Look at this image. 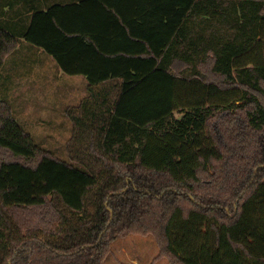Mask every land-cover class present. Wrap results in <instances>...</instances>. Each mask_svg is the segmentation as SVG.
Listing matches in <instances>:
<instances>
[{"label": "trees", "instance_id": "16d2710c", "mask_svg": "<svg viewBox=\"0 0 264 264\" xmlns=\"http://www.w3.org/2000/svg\"><path fill=\"white\" fill-rule=\"evenodd\" d=\"M48 2L0 0V71L24 39L87 96L72 162L0 97V264H104L132 233L171 264H264V0Z\"/></svg>", "mask_w": 264, "mask_h": 264}, {"label": "rangeland", "instance_id": "374dc122", "mask_svg": "<svg viewBox=\"0 0 264 264\" xmlns=\"http://www.w3.org/2000/svg\"><path fill=\"white\" fill-rule=\"evenodd\" d=\"M20 40L0 71V97L11 104L16 120L43 154L72 162L67 145L74 127L66 110L78 106L86 97V81L72 78L60 69L51 55L24 39ZM180 69L185 68L181 66ZM104 264L171 262L160 256V247L154 236L132 233L112 242Z\"/></svg>", "mask_w": 264, "mask_h": 264}, {"label": "crops", "instance_id": "0c3cea01", "mask_svg": "<svg viewBox=\"0 0 264 264\" xmlns=\"http://www.w3.org/2000/svg\"><path fill=\"white\" fill-rule=\"evenodd\" d=\"M49 2L47 3V5H45V6H48V4H52V3H61V2H66V1H68V0H48ZM41 50H43L42 48H41ZM40 51V50H39ZM42 52V51H41ZM43 53V52H42ZM61 69V68H60ZM62 70V69H61ZM63 71V70H62ZM64 72V71H63ZM72 76V78H83V80H84V82L86 81V88L88 87V82H87V80H86V78H85V76H83V75H71ZM87 92V91H86ZM87 96V95H86ZM85 98V97H84Z\"/></svg>", "mask_w": 264, "mask_h": 264}]
</instances>
